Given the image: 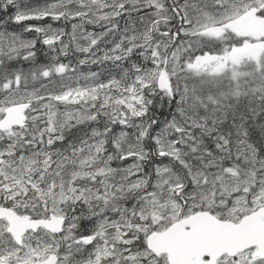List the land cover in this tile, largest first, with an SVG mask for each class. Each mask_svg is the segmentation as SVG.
Here are the masks:
<instances>
[{
  "label": "snow or ice",
  "instance_id": "1",
  "mask_svg": "<svg viewBox=\"0 0 264 264\" xmlns=\"http://www.w3.org/2000/svg\"><path fill=\"white\" fill-rule=\"evenodd\" d=\"M0 264H264V0H0Z\"/></svg>",
  "mask_w": 264,
  "mask_h": 264
}]
</instances>
